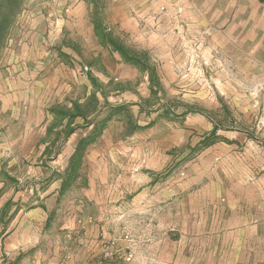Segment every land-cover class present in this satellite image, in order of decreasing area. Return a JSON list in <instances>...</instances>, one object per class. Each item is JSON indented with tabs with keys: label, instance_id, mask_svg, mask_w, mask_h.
I'll use <instances>...</instances> for the list:
<instances>
[{
	"label": "rangeland",
	"instance_id": "rangeland-1",
	"mask_svg": "<svg viewBox=\"0 0 264 264\" xmlns=\"http://www.w3.org/2000/svg\"><path fill=\"white\" fill-rule=\"evenodd\" d=\"M46 205L33 264H264V0H18L0 223Z\"/></svg>",
	"mask_w": 264,
	"mask_h": 264
},
{
	"label": "crops",
	"instance_id": "crops-1",
	"mask_svg": "<svg viewBox=\"0 0 264 264\" xmlns=\"http://www.w3.org/2000/svg\"><path fill=\"white\" fill-rule=\"evenodd\" d=\"M48 200H54L58 196V190L52 189L48 193ZM45 211H49L47 205L45 208L35 207L27 214H20L10 223H0V264H20L22 259H28L31 264L34 263L33 252L40 249L43 253L49 254L54 247L47 243L43 231L47 223L42 221ZM40 218V220H39ZM38 255V261L45 262L44 256Z\"/></svg>",
	"mask_w": 264,
	"mask_h": 264
},
{
	"label": "trees",
	"instance_id": "trees-1",
	"mask_svg": "<svg viewBox=\"0 0 264 264\" xmlns=\"http://www.w3.org/2000/svg\"><path fill=\"white\" fill-rule=\"evenodd\" d=\"M18 0H0V48L4 44L6 33L10 27L11 17L16 12ZM94 34L98 38L99 42L103 45L110 46L116 51L124 62L137 65L142 72H151L152 69L145 62L143 54L122 45L118 40L112 38L110 34L98 31L95 27ZM151 70V71H150ZM92 82H95L92 80ZM72 132V131H71ZM215 131L211 135H214ZM88 138H82L78 141L75 151L70 157V163L74 158L81 156L85 150L86 142Z\"/></svg>",
	"mask_w": 264,
	"mask_h": 264
}]
</instances>
